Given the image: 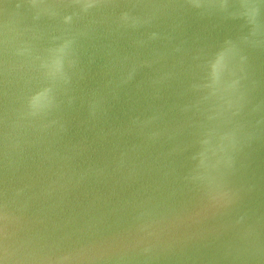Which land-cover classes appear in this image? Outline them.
<instances>
[{
    "label": "water",
    "instance_id": "water-1",
    "mask_svg": "<svg viewBox=\"0 0 264 264\" xmlns=\"http://www.w3.org/2000/svg\"><path fill=\"white\" fill-rule=\"evenodd\" d=\"M0 264H264V0H0Z\"/></svg>",
    "mask_w": 264,
    "mask_h": 264
}]
</instances>
